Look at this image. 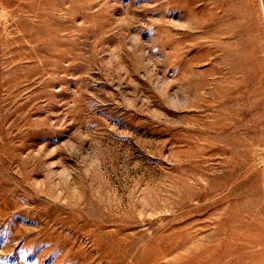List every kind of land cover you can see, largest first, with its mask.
Listing matches in <instances>:
<instances>
[{
  "label": "rangeland",
  "instance_id": "374dc122",
  "mask_svg": "<svg viewBox=\"0 0 264 264\" xmlns=\"http://www.w3.org/2000/svg\"><path fill=\"white\" fill-rule=\"evenodd\" d=\"M0 264H264V0H0Z\"/></svg>",
  "mask_w": 264,
  "mask_h": 264
},
{
  "label": "bare ground",
  "instance_id": "6f19581e",
  "mask_svg": "<svg viewBox=\"0 0 264 264\" xmlns=\"http://www.w3.org/2000/svg\"><path fill=\"white\" fill-rule=\"evenodd\" d=\"M241 50V49H240ZM231 51V50H230ZM229 54V53H228ZM242 54H243V52H242ZM239 56H240V54H239ZM242 61V60H241ZM236 62V61H235ZM237 63V62H236Z\"/></svg>",
  "mask_w": 264,
  "mask_h": 264
}]
</instances>
